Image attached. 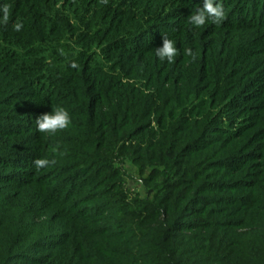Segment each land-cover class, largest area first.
<instances>
[{
    "label": "trees",
    "instance_id": "16d2710c",
    "mask_svg": "<svg viewBox=\"0 0 264 264\" xmlns=\"http://www.w3.org/2000/svg\"><path fill=\"white\" fill-rule=\"evenodd\" d=\"M202 2L0 0V264H264V0Z\"/></svg>",
    "mask_w": 264,
    "mask_h": 264
},
{
    "label": "clouds",
    "instance_id": "9594fccd",
    "mask_svg": "<svg viewBox=\"0 0 264 264\" xmlns=\"http://www.w3.org/2000/svg\"><path fill=\"white\" fill-rule=\"evenodd\" d=\"M202 7L197 9L188 17V23L193 27H201L206 23L219 24L224 18V9L217 3V0H203ZM10 8L7 4L0 5V24L7 25L9 22ZM13 29L19 32L23 28L22 23L12 25ZM177 48L173 40L164 36L162 45L155 48V55L161 60H167L169 63L175 61ZM184 55L195 59V54L191 48L184 49ZM76 67L75 63L72 65ZM36 130L40 133H56L59 130L66 129L71 123V117L67 109L63 107H53L52 111L41 114L34 120ZM55 161L47 158H38L34 161L37 170L43 169Z\"/></svg>",
    "mask_w": 264,
    "mask_h": 264
},
{
    "label": "rangeland",
    "instance_id": "374dc122",
    "mask_svg": "<svg viewBox=\"0 0 264 264\" xmlns=\"http://www.w3.org/2000/svg\"><path fill=\"white\" fill-rule=\"evenodd\" d=\"M124 168L128 174L127 176V186L129 190L133 193H140L143 196L146 195V189L143 181L141 178L137 175L136 168L131 163H126L124 165Z\"/></svg>",
    "mask_w": 264,
    "mask_h": 264
}]
</instances>
